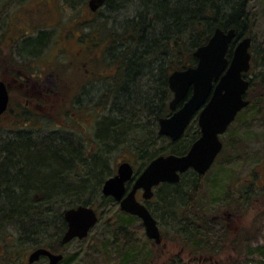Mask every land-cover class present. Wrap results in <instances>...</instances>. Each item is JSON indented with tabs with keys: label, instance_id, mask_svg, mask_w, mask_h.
<instances>
[{
	"label": "trees",
	"instance_id": "obj_1",
	"mask_svg": "<svg viewBox=\"0 0 264 264\" xmlns=\"http://www.w3.org/2000/svg\"><path fill=\"white\" fill-rule=\"evenodd\" d=\"M65 1L73 8L77 4H87L86 0ZM124 4L131 6L132 15L121 22V29L111 28L99 34L106 43L101 59H106L114 70L91 105L92 110L101 111L92 128L93 140L86 143L76 140L67 131L53 128L50 120L37 119L26 107L22 110L23 131L18 119L14 120L12 129H0V233L12 229L19 234L17 246L12 242L10 247L7 242L10 235L1 238L7 248L8 245L11 249L16 247V255L10 252L13 260L23 259L18 252L21 237H27L32 244L35 235L45 236L43 240L34 239L35 248L58 251L67 245L61 242L66 229L64 210L78 205L94 207L96 198L102 196L104 180L115 173L116 161L111 162V158L114 159L120 149H128L136 156L138 169L134 176L160 154L186 153L198 130L186 128L176 141L158 134V119L170 113L168 104L172 92L168 75L173 70L193 66L196 63L193 51L207 42L215 28L234 27L235 38H238L249 26L242 8L232 0H105L102 6L114 11ZM100 25L103 28L102 24L99 28ZM65 38L63 34L61 40ZM48 39L45 29L38 30L35 35H19L14 42V56L30 62L48 46ZM251 62L253 66V56ZM18 71L15 77L27 75ZM249 80L247 95L254 87V78ZM259 81L263 89L264 74ZM75 99L79 104V94ZM107 109L109 114H106ZM192 173L196 184L201 175ZM185 176L186 173L182 174L177 183L163 184L156 190V197L168 222L173 221L176 227H181L178 231L184 240L200 247L205 242L207 230L203 225L205 220L210 222L211 219L189 214L196 208L195 189L189 183L184 191L180 190ZM131 184L129 181L127 188ZM179 212L186 219H176ZM122 213L120 224L125 228L138 219ZM221 237L222 234L219 241L214 240L215 247L210 246L211 249L221 244ZM97 240L95 244L88 243L87 248L94 250L102 246L107 249L108 245L117 248L118 264H140L149 258L150 249L143 252L138 243L122 244L114 237L108 244ZM256 251L260 256L259 264H264V250L261 247ZM62 262L66 264L68 260Z\"/></svg>",
	"mask_w": 264,
	"mask_h": 264
},
{
	"label": "rangeland",
	"instance_id": "obj_2",
	"mask_svg": "<svg viewBox=\"0 0 264 264\" xmlns=\"http://www.w3.org/2000/svg\"><path fill=\"white\" fill-rule=\"evenodd\" d=\"M232 1L242 8L249 24L246 32L252 37L250 52L253 66L251 62L246 78H254V87L245 96L250 106L247 107L248 104L243 108L228 130L221 135L223 147L211 167L199 177L196 184L193 182V173L187 172L180 189L184 191L189 183L195 189L193 194L196 208L189 212L191 216L200 219L209 217L212 220L215 215L230 212L226 230L217 222L205 220V225L202 224L207 229L205 242L200 247L192 241L184 242L179 236L175 237V232L178 233L181 227H176L173 221L169 223L162 214L160 200L152 198L148 205L164 224L162 242L155 245L146 236L141 220L129 221L131 224L127 228L121 226L123 213L118 202L102 195L96 198L94 204L100 218L86 239L73 240L61 249L68 260L66 264H88L93 261L118 264L117 248L109 245L107 249L102 246L94 250L87 248V244H95L96 239L97 242L108 244L113 237L122 244L128 241L131 244L138 243L143 252L150 249L149 258L145 261L143 259L140 264H173L171 258L175 255L181 257L185 264L188 257L196 259L199 253L207 250L213 253L211 262L203 263L199 260L190 264H259L260 256L256 250L261 247L264 250V88L259 81L264 74V0ZM130 8L124 4L114 11L107 10L105 6L92 11L87 4H77L73 8L65 0H0V60L13 61L12 70L0 69V77L10 81L16 70L29 76L20 75V78H16L17 83L12 85L10 99L13 111L0 117V129H12L14 120L18 119V125L23 131L25 121L22 110L26 107L36 114L37 119L43 122L50 120L53 128L65 130L69 136L84 143L91 142L95 119L101 113L99 109L92 110L91 105L98 99L104 84H107V77L114 70L109 67L106 59H101L106 43L99 34L121 29V22L132 15ZM99 24L103 28L101 25L99 28ZM44 29L49 33L48 46L30 62L16 59L13 53L15 41L10 46V39L22 34L35 35L38 30ZM63 34L66 38L62 41ZM85 38L90 42H86ZM32 77L43 80L40 88H32ZM78 94L79 104L75 99ZM106 114H109L108 109ZM161 144L160 140L158 146ZM120 150L114 159L111 158V162L116 161L115 171L120 162L129 160L136 171V156L128 149ZM137 197L141 199V191L137 192ZM176 219L186 217L183 218L179 212ZM198 222L201 223L200 220ZM224 230L221 244L211 249L210 246L215 247L214 240L219 241ZM6 235L11 236L7 239L11 247L12 242H16L17 246L19 234L12 229L0 233V264H29L28 256L36 244L34 239H45V236L35 235L34 243L31 244L27 237H21L18 252L23 259L13 260L10 252L16 255V247L11 249L7 244V248L5 241H1ZM124 236H129L126 241L122 240ZM6 259L9 262H5ZM33 264L48 262L39 259Z\"/></svg>",
	"mask_w": 264,
	"mask_h": 264
},
{
	"label": "water",
	"instance_id": "obj_3",
	"mask_svg": "<svg viewBox=\"0 0 264 264\" xmlns=\"http://www.w3.org/2000/svg\"><path fill=\"white\" fill-rule=\"evenodd\" d=\"M104 2L105 0H88V7L95 11ZM235 33L234 27L215 28L207 42L193 51L196 63L173 70L168 75V86L172 92L168 104L171 113L158 119V134L167 136L171 141L178 140L193 115L198 112L200 136L193 141L186 153L160 154L151 159L134 178L130 162H120L116 172L102 184V195L117 201L121 211L141 219L146 236L156 244L161 242L156 220L137 199V191H142V199H149L154 194V187L163 182H178L180 174L189 169L203 175L222 148L220 134L249 103L245 97L249 87L245 73L250 69L251 36L239 40L228 57L229 45ZM8 101L7 86L0 79V115L6 110ZM132 178V186L127 190L126 183ZM63 217L66 222L61 238L63 244L74 238L86 237L98 220L95 209L89 205L70 207L64 210ZM40 256H47L49 264H57L63 259L62 253L38 247L29 254L28 262H34Z\"/></svg>",
	"mask_w": 264,
	"mask_h": 264
},
{
	"label": "flooded vegetation",
	"instance_id": "obj_4",
	"mask_svg": "<svg viewBox=\"0 0 264 264\" xmlns=\"http://www.w3.org/2000/svg\"><path fill=\"white\" fill-rule=\"evenodd\" d=\"M245 33L244 34H242L241 36H239L238 38H235L234 37V39L232 40V42L230 43V45H229V49H228V51H231V53H232V49L234 48V46H235V44L239 41V40H241L242 38H244V37H246V36H249L248 34H247V32L246 31H244ZM23 35V34H22ZM22 35H20V36H22ZM24 35H27V34H24ZM19 36V35H18ZM18 36H16L15 38H13V39H10V41H9V43L8 44H10V46L12 45V42H14L16 39H17V37ZM251 43H252V37H251ZM251 48V44H250V47H249V51L251 50L250 49ZM250 54H251V58H252V53L250 52ZM227 55H228V52H227ZM229 57V56H228ZM12 63H13V61H10V62H5L4 60H0V69L2 70H4V71H6V70H12ZM16 72H17V70H16ZM18 73H19V71H18ZM27 78L29 77V76H26ZM16 78H20V77H15L14 75H13V77H12V79L10 80V81H6V80H4L3 78H1L0 77V79L1 80H3L4 82H5V84H6V86H7V89H8V93H9V101H8V105H7V108H6V110L4 111V113L3 114H1L0 115V117L1 116H3L4 114H6L8 111H13V108L11 107V99H10V89L12 88V85L13 84H16L17 83V79ZM31 80H33V82H32V84H31V86H32V88L33 87H37V88H40L42 85L40 84L41 82H43V80H39V79H34V77H32L31 78ZM33 104V103H32ZM239 114V113H238ZM237 114V115H238ZM237 115L235 116V118L237 117ZM197 116H198V112H196L194 115H193V117L191 118V120L189 121V123H188V125H187V128H189V129H191V131L192 130H198V134H197V136H196V138H195V140L200 136V127H199V124H198V121H197ZM239 116V115H238ZM235 118H234V120H235ZM233 120V121H234ZM232 121V122H233ZM231 122V123H232ZM231 123L228 125V127L226 128V130L222 133V134H224L227 130H228V128H229V126L231 125ZM222 134H220V136L219 137H221V135ZM179 140V139H178ZM194 140V141H195ZM220 140H221V138H220ZM222 141V140H221ZM193 143V142H192ZM191 145V144H190ZM222 147H223V142H222ZM195 172L193 169H189L188 171H186V172H184V173H181L180 174V178H181V175L182 174H185V173H187V172ZM196 173V172H195ZM180 178H179V180H180ZM165 183H170V182H163V183H160L159 185H157L156 187H154V194H153V196L151 197V198H149V199H142V197H141V199H139L146 207H147V209L150 211V213L152 214V216L155 218V220H156V223H157V226H158V229H159V232H160V236H161V242H162V239H163V228H164V224H163V220H159L154 214H153V212L151 211V208H150V205H148V202H150L151 200H152V198H157L156 197V190H158V189H160V188H162V186H163V184H165ZM175 183H177V182H175ZM170 184H174V183H170ZM139 191H141V190H138L137 192H139ZM142 192V191H141ZM138 198V197H137ZM231 214H230V212H228V213H225V215H219V216H213V218H212V220H210V222L211 223H213V222H217L218 224H220L221 226H222V228H225V230H226V226H227V221H228V216H230ZM97 216H98V218H100V213H99V211H97ZM109 220V219H108ZM138 220H140L139 218H138ZM178 233H176L175 232V237H176V235H177V237L179 236L180 237V239H182L184 242H187L186 240H184V237H182V235H181V233L179 232V231H177ZM89 234V233H88ZM171 235L172 236H174V233L173 232H171ZM222 235H224V232L222 233ZM88 236V235H87ZM223 238V237H222ZM222 238H221V242H222ZM73 240H83V238L82 239H78V238H74V239H72L71 241H73ZM150 241H151V239H149ZM71 241H69V242H71ZM62 242V241H61ZM68 242V243H69ZM160 242V243H161ZM68 243H65V244H63L64 246L66 245V244H68ZM219 244V243H218ZM221 246V245H220ZM66 247V246H65ZM44 248H46V249H48V250H50L51 252H53V253H62L61 252V250L59 249H57L58 251H54L53 249H50V248H48V247H44ZM34 249H36V248H34ZM182 250V249H181ZM33 251V250H32ZM63 254V253H62ZM212 252H210V251H206V252H203V253H199L198 254V257L195 259L194 257H188L187 258V261L185 262V264H187V263H193V262H195V261H202L203 263H205V262H211L212 261ZM39 259H43V260H45L46 262H48V264H49V258L47 257V256H40L39 257ZM38 259V260H39ZM63 259H65V257H64V255H63ZM63 259L60 261V262H62L63 261ZM37 261V260H36ZM182 259H181V257H179L178 255H175V256H173V258H171V263H176V264H178L179 262H181V263H179V264H183L182 263ZM35 262V261H34ZM34 262H32V263H29V264H33ZM60 262H58L57 264H59ZM91 263H96L95 261H93V262H90V263H88V264H91Z\"/></svg>",
	"mask_w": 264,
	"mask_h": 264
}]
</instances>
